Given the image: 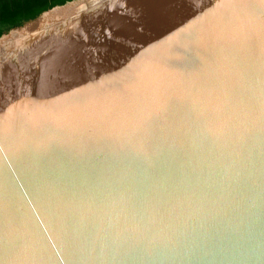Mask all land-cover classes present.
Returning <instances> with one entry per match:
<instances>
[{
  "label": "water",
  "instance_id": "obj_1",
  "mask_svg": "<svg viewBox=\"0 0 264 264\" xmlns=\"http://www.w3.org/2000/svg\"><path fill=\"white\" fill-rule=\"evenodd\" d=\"M0 264H264V0H72L3 33Z\"/></svg>",
  "mask_w": 264,
  "mask_h": 264
},
{
  "label": "trees",
  "instance_id": "obj_2",
  "mask_svg": "<svg viewBox=\"0 0 264 264\" xmlns=\"http://www.w3.org/2000/svg\"><path fill=\"white\" fill-rule=\"evenodd\" d=\"M72 0H8L0 7V36L24 22L35 19L42 12Z\"/></svg>",
  "mask_w": 264,
  "mask_h": 264
},
{
  "label": "flooded vegetation",
  "instance_id": "obj_3",
  "mask_svg": "<svg viewBox=\"0 0 264 264\" xmlns=\"http://www.w3.org/2000/svg\"><path fill=\"white\" fill-rule=\"evenodd\" d=\"M7 2H8V0H0V7L4 6L5 3H7ZM0 29H2V28L0 27Z\"/></svg>",
  "mask_w": 264,
  "mask_h": 264
}]
</instances>
